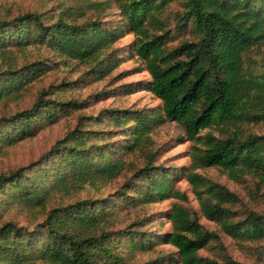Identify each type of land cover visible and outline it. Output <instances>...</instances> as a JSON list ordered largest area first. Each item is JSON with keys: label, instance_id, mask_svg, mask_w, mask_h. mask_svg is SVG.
Listing matches in <instances>:
<instances>
[{"label": "trees", "instance_id": "obj_1", "mask_svg": "<svg viewBox=\"0 0 264 264\" xmlns=\"http://www.w3.org/2000/svg\"><path fill=\"white\" fill-rule=\"evenodd\" d=\"M117 1L126 25L136 34V53L145 59L151 74L148 88L162 99L165 117L177 120L194 141V166L219 165L236 175L250 173L264 184V133L242 126L245 121L264 120V69L253 67L247 58L252 48L264 43V0H185L174 26L183 31L192 27L194 36L175 45L170 44L177 38L171 21L159 17L171 0ZM75 2L52 21L36 10L0 14V99L19 95L49 69L44 59L19 58L31 44L91 62L100 75L107 73L113 61H105L106 47L119 39L123 26L110 28L99 13L98 18H87L86 8L102 13L109 5L106 0ZM43 93L31 107L0 119V149L36 135L62 112L83 106L76 98H49ZM108 115L117 124L131 118L118 110ZM87 117L98 121L95 115ZM135 119L139 144L153 118L141 112ZM206 128L219 133L211 129L202 134ZM96 136L92 130L77 127L57 144L51 165L42 162L1 173L0 211L13 204L45 206L55 191L73 192L86 183L97 185L116 177L122 162L110 158L109 142L92 141ZM171 173L175 170L148 162L129 185L141 201L152 200L156 191L165 198L171 192ZM185 176L199 195L205 215L223 230L243 239L264 238V212L249 209L241 218L234 209L239 195L226 184L190 169ZM140 178L148 179L144 190ZM120 191L121 204L132 202L128 190ZM117 207L105 198L61 200L31 228L0 212V264H128L119 250L122 241L132 250L150 248L151 242L140 228L126 230L123 240L113 237L110 223ZM170 217L173 229L164 239L177 247V264H242L227 251L226 260L200 254L212 241L226 247L219 232L205 227L186 207L175 204Z\"/></svg>", "mask_w": 264, "mask_h": 264}, {"label": "rangeland", "instance_id": "obj_2", "mask_svg": "<svg viewBox=\"0 0 264 264\" xmlns=\"http://www.w3.org/2000/svg\"><path fill=\"white\" fill-rule=\"evenodd\" d=\"M106 1L109 5L102 13L93 7L86 8L87 18H98L100 14L104 20L102 23L110 28L123 26L119 39L106 47L105 61L111 58L113 63H110L104 76L100 75L102 72L95 71L91 62L66 58L43 45L31 44L25 51L19 53L20 59L22 57L31 61L44 59L50 66L38 79L26 85L19 95L0 99V119L31 107L42 91L44 97L63 100L76 98L83 101V106L72 107L67 113L62 112L57 121L47 124L36 135L2 147L0 174L15 171L20 167L41 165L42 162L51 165L57 144L64 141L68 133L77 127L92 130L93 135L96 133L98 136L92 141L109 142L110 158L121 161L122 169L113 179L97 185L86 183L82 188L68 193L55 191L45 206L13 204L2 208L0 212L3 217L13 218L31 228L45 218L47 211L55 202L105 198L113 204H118L117 212L111 217L110 223V230L116 240H123L126 230L132 228L145 230L150 237V248L138 247L132 250L127 242L120 243L119 250L126 256L128 264H177L176 258H179L177 247L165 241L164 235L173 229L170 217L173 206L180 204L195 214L205 227L218 231L226 247H222L218 241H212L200 249L201 255L226 260L227 251L242 264H264V238L252 240L234 237L223 230L219 222L208 218L202 210L199 195L185 174L189 169L197 171L214 181L226 184L235 191L240 200L234 205V209L241 218L249 209L264 212V184L260 185L258 178L250 173L236 175L219 165L194 166L192 158L194 141L188 138L184 127L177 120L165 117L162 99L148 88L151 74L146 67L145 59L136 53L135 32L126 25L118 1ZM184 3L185 0H171L159 11V17L171 21L169 26L177 35L175 40L170 41L172 45L194 36L192 27L183 31L174 26L175 18L183 11ZM71 4L77 3L75 0H0V14L8 16L36 10L52 21L56 18L54 15H58L62 8ZM248 53V63L263 70L264 43L260 47L252 48ZM113 110L128 114L131 118L117 124L108 115ZM141 112L148 114L153 120L149 131L139 144H136L135 116ZM92 115L97 116L98 121L87 117ZM242 126L246 130L264 133V120L245 121L242 122ZM211 129L219 133L218 129L213 128H206L201 133L204 134ZM148 162L175 170V173L168 177L171 192L167 197L160 198L156 191L152 200L141 201L136 196L134 187L129 185L136 172ZM139 181L144 182L142 188L146 189L148 179L140 178ZM120 190H128L131 196H135V200L132 196L130 198L132 202L121 204ZM172 191L183 192L187 196L179 197Z\"/></svg>", "mask_w": 264, "mask_h": 264}]
</instances>
